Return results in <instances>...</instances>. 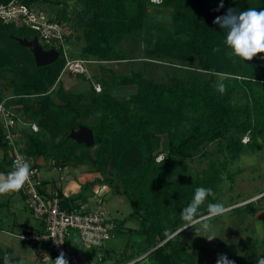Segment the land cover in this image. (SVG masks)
<instances>
[{
	"label": "trees",
	"instance_id": "obj_1",
	"mask_svg": "<svg viewBox=\"0 0 264 264\" xmlns=\"http://www.w3.org/2000/svg\"><path fill=\"white\" fill-rule=\"evenodd\" d=\"M9 1L0 0V4ZM17 1L30 9L47 2ZM61 3L52 2L57 6ZM82 4L76 16L78 32L75 35L69 30L65 37L64 51L69 58L92 62L89 64L129 63L131 58L117 46L118 40H138L148 8L168 9L169 24L155 23L149 29L144 42L148 44L146 53L157 61L188 64L193 72L186 77L172 72L165 75V80L155 81L137 71L119 76L108 71L109 85L97 76L93 80L80 75L87 83L86 90L65 91L59 80L65 74L61 73V49L57 48L58 57L53 63L36 67L29 50L14 39L29 40L36 34L14 23H0V80L10 90L5 97L0 91V99H6L23 122H32L38 128L32 132L24 127L18 138L20 151L25 159H40L43 165L61 170L88 165L101 176L96 181L123 196L131 209L128 217L135 218L139 225L138 229L125 231L134 240L129 246L135 250L131 258L145 254L133 264H196L177 239V230L183 224L181 211L191 202L196 188H209L215 195L222 178L232 181L226 162L237 159L245 149L258 152L264 146V54L251 61L229 58L223 43L226 33L213 21L230 8L237 13L249 8L262 10L264 0H223V8H218L220 0H161L159 4L149 0H82ZM85 13L87 16L79 20ZM68 16L60 12L48 17L67 26ZM27 32L32 36H26ZM71 38L72 42H82L74 53L68 45ZM91 81L100 85L99 92L91 88ZM219 84L224 85L223 92L218 90ZM129 85L134 86V92L127 98L118 99L112 94V88ZM80 125L91 130V146L67 138L70 130ZM243 137L246 141L241 142ZM214 142L222 145V161L199 174L189 170V162L204 157L203 149ZM0 149V173L7 174L9 161L1 136ZM158 155L160 160H156ZM91 185L84 184L81 189ZM78 200L84 202L76 196L62 197L61 203L65 208L78 209ZM206 203H214V198L208 197ZM251 207L249 203L244 209L250 212ZM206 214L207 207L202 205L197 219ZM121 224L113 223L111 235L122 234ZM66 249L72 253L82 251L76 241L72 245L67 242ZM94 253L88 250L84 258ZM248 253L229 259L234 264H253V253ZM107 256L102 248L99 259L91 264L127 261L117 256L108 262Z\"/></svg>",
	"mask_w": 264,
	"mask_h": 264
},
{
	"label": "rangeland",
	"instance_id": "obj_2",
	"mask_svg": "<svg viewBox=\"0 0 264 264\" xmlns=\"http://www.w3.org/2000/svg\"><path fill=\"white\" fill-rule=\"evenodd\" d=\"M54 1L39 2L34 8L49 17L58 15L60 12L69 15V22H66L68 30H72L76 35L78 29L75 25L79 22L76 20V16L83 7L82 0H60L63 3L58 6L52 4ZM86 16L87 13L81 14V17L78 18L82 20ZM169 19L170 11L168 9L156 11L148 8L144 30L138 40L132 38L118 40L117 42V46L122 49L128 58H131L130 62L87 64L86 75L93 78V80L97 76L108 85L111 83V75L108 71L118 76L128 74L130 71H137L143 76L153 78L155 81L165 80V75L169 76L172 72L181 77L190 75L193 71L187 66L188 64L181 66L174 64V62L169 63L168 60L157 61L146 53L148 44L144 42L146 36H148V31H150L149 29L155 23L168 25ZM26 36L29 37L32 34L27 32ZM70 42L68 44L71 49L70 52H77L82 42H72V38ZM40 43L47 48L51 46L49 43ZM82 77H70L65 73L59 80L65 91L79 92L87 88V83ZM0 84L2 97L9 95L10 90L2 86L4 84L3 79L0 80ZM133 92V85L112 88V94L118 99H125ZM20 121L21 118L16 125L17 129H20V131L25 130V126ZM85 122H89V120ZM244 141H246V137L241 140V142ZM20 145L21 142L18 140V146L20 147ZM221 149V143L214 142L207 145L203 149L205 156L194 157L189 162V170L199 174L200 171L205 170L211 164L217 166V162L222 161L221 156L223 153L219 151ZM1 157L2 150L0 149V165L3 163ZM160 159L161 156L158 155L156 160ZM47 166L38 164V176L41 180L57 182L60 189L69 198H75L76 196L83 198L86 202L85 210L100 212L112 223L122 222V231H120L122 234H110L109 240L104 243L103 248L107 250L108 262H112L117 256H120L122 258L126 257L125 264H133L145 255L131 258L135 250L129 246L133 245L134 240L133 237H129L132 234L125 231L127 229H138V221L135 218L128 217L131 209L123 196L113 194L108 184L96 181V179L101 180L98 173L91 171L88 165L69 166L61 171L47 169ZM225 167L231 173L232 181L229 182L222 178L214 195V203H220L224 206V214L212 219H207L206 214L196 220L194 227H189L183 231H181L182 224L177 230V232L181 231L177 239L185 250L194 257L196 264H216L220 255H226L229 259L231 255H247L248 251L253 253V264H264V146L258 152L245 149L237 159L226 162ZM77 177L79 183L75 181ZM176 178L175 175L174 179ZM74 182L79 186L77 193H72L68 189L69 184ZM84 184L92 185L82 190L81 186ZM80 202L78 200V203ZM249 203L252 206L250 212L244 209L245 205ZM204 205L207 207L206 201ZM202 222H207L210 225L207 232L202 228ZM38 223L30 216L23 199L16 191L0 196V264L1 260L6 258L9 264H52L53 258L49 254H45L37 246L30 245V243L17 237L21 232L29 230L27 227L33 228ZM197 229L199 230L197 231ZM212 234L216 238L211 241L207 240V236ZM74 241L76 240L72 236L67 242L72 245ZM42 257L45 258V261L41 260ZM93 260L96 259L91 257L88 263L83 264H91L94 262Z\"/></svg>",
	"mask_w": 264,
	"mask_h": 264
},
{
	"label": "built area",
	"instance_id": "obj_3",
	"mask_svg": "<svg viewBox=\"0 0 264 264\" xmlns=\"http://www.w3.org/2000/svg\"><path fill=\"white\" fill-rule=\"evenodd\" d=\"M161 0H149L151 4H159ZM0 23H14L16 26L25 27L36 35L38 43H49L57 51L61 49L64 64L61 73L65 72L72 76L84 75L88 77L86 65L88 62L82 59H71L64 51L65 37L70 33L67 26L56 23L54 20L40 11L28 8L17 0H11L6 4H0ZM58 53V52H57ZM91 88L95 92L100 91V85L91 81ZM19 117L7 104L6 99H0V136L5 147V154L9 161L10 171L15 165L26 160L31 166L30 179L23 187L16 191L23 199L24 205L30 216L37 220L36 230H25L17 237L27 243H31L44 251L50 252L53 261L60 252H64L68 264L88 263L91 257L84 258L86 251L94 249V259L98 260L104 243L109 240L113 230V223L97 211H87L82 205L79 208H65L61 201L60 186L57 182L48 185L38 176V164L25 159L20 151L17 140L21 136L16 125ZM20 123L32 132H37V126L32 122ZM51 170L61 171L58 167H49ZM74 237L82 251L69 252L66 243L70 237ZM22 237V239H21ZM42 261L45 258L42 257ZM94 261V260H93Z\"/></svg>",
	"mask_w": 264,
	"mask_h": 264
},
{
	"label": "clouds",
	"instance_id": "obj_4",
	"mask_svg": "<svg viewBox=\"0 0 264 264\" xmlns=\"http://www.w3.org/2000/svg\"><path fill=\"white\" fill-rule=\"evenodd\" d=\"M218 8H223V0H220ZM213 23L226 33L223 43L226 55L229 58L238 59L239 61H251L258 54H264V9L249 8L237 13L235 9L230 8L224 15L217 16ZM218 50L214 49V51ZM217 87L219 91H224L223 84H219ZM30 175L31 166L23 158L21 163L15 165L9 173H0V196L19 191L30 179ZM210 196L214 198V193L209 188L198 187L195 189L191 202L180 213L183 222L181 231L194 227L200 215L201 206ZM224 212L225 208L220 203H209L207 205V219L221 216ZM202 228L207 232L210 225L207 222H202ZM215 238L216 236L212 234L207 236L206 239L211 241ZM51 262L52 264H68L64 252H60L57 258ZM5 264H9L7 258ZM216 264H234V262L228 259L226 255H220Z\"/></svg>",
	"mask_w": 264,
	"mask_h": 264
},
{
	"label": "water",
	"instance_id": "obj_5",
	"mask_svg": "<svg viewBox=\"0 0 264 264\" xmlns=\"http://www.w3.org/2000/svg\"><path fill=\"white\" fill-rule=\"evenodd\" d=\"M16 42L24 48H27L32 55L34 65L36 67H42L53 63L58 53L53 48L43 49L38 43L35 36L31 39L26 38H14ZM67 138L74 141L76 144L84 146H91L93 144L92 132L85 126H78L75 130H70Z\"/></svg>",
	"mask_w": 264,
	"mask_h": 264
},
{
	"label": "crops",
	"instance_id": "obj_6",
	"mask_svg": "<svg viewBox=\"0 0 264 264\" xmlns=\"http://www.w3.org/2000/svg\"><path fill=\"white\" fill-rule=\"evenodd\" d=\"M19 130V133H21V131H23V130H21L20 131V129H18ZM37 164H42V161L40 160V159H37L36 161H35ZM46 166V165H45ZM47 169H50L49 167H47ZM65 168H63V170H64ZM79 177V176H78ZM78 177L77 178H75V181H77V179H78ZM45 182V181H44ZM46 182H48L47 184L48 185H50L53 181H46ZM45 182V183H46ZM54 183V182H53ZM52 183V184H53ZM77 183H79L78 181H77ZM51 184V185H52ZM77 188V189H76ZM68 189H69V191L70 192H72V193H77L78 191H79V186H78V184H76L75 182L74 183H70L69 184V186H68ZM61 190V189H60ZM61 194L63 195V197H68V196H66V193H64L62 190H61ZM80 205H82V207L84 208V207H86V202H82V204L80 203ZM27 228H29V230H31L30 228H32V227H27ZM38 228V225L36 226H33V228L32 229H37ZM33 231V230H32Z\"/></svg>",
	"mask_w": 264,
	"mask_h": 264
}]
</instances>
